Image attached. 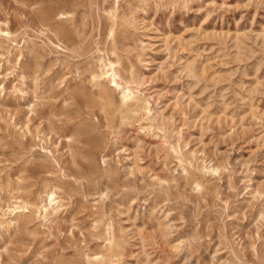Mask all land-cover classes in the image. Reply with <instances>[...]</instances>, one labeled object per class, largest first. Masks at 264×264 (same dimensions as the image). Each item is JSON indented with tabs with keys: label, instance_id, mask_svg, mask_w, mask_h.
I'll use <instances>...</instances> for the list:
<instances>
[{
	"label": "rangeland",
	"instance_id": "obj_1",
	"mask_svg": "<svg viewBox=\"0 0 264 264\" xmlns=\"http://www.w3.org/2000/svg\"><path fill=\"white\" fill-rule=\"evenodd\" d=\"M102 255L264 264V0H0V264Z\"/></svg>",
	"mask_w": 264,
	"mask_h": 264
},
{
	"label": "bare ground",
	"instance_id": "obj_2",
	"mask_svg": "<svg viewBox=\"0 0 264 264\" xmlns=\"http://www.w3.org/2000/svg\"><path fill=\"white\" fill-rule=\"evenodd\" d=\"M112 74H109V71H103L101 74L97 75L95 78L99 79L100 84H104L108 90L118 91L120 103L123 107L138 106L139 97L138 92L133 87V82H124L120 74V71L115 67L116 63L109 62ZM114 87L118 88L116 90ZM140 107V106H139ZM60 199H58L55 190L46 191V199L44 206L41 209L45 212V217L51 216L60 205ZM113 237V234H112ZM102 264H114L113 262L107 263L105 256H101Z\"/></svg>",
	"mask_w": 264,
	"mask_h": 264
}]
</instances>
